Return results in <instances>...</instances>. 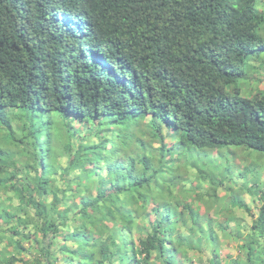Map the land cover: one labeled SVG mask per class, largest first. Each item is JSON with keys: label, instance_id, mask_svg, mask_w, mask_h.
Returning a JSON list of instances; mask_svg holds the SVG:
<instances>
[{"label": "trees", "instance_id": "obj_1", "mask_svg": "<svg viewBox=\"0 0 264 264\" xmlns=\"http://www.w3.org/2000/svg\"><path fill=\"white\" fill-rule=\"evenodd\" d=\"M77 1L0 0V264H264L259 184L253 212L217 193L263 168L264 93L238 82L264 1L79 0L100 55L54 14Z\"/></svg>", "mask_w": 264, "mask_h": 264}, {"label": "clouds", "instance_id": "obj_2", "mask_svg": "<svg viewBox=\"0 0 264 264\" xmlns=\"http://www.w3.org/2000/svg\"><path fill=\"white\" fill-rule=\"evenodd\" d=\"M236 2L237 0L234 1V4H236ZM55 4L60 10L66 11L65 12L66 14L63 12H56L54 14H57L60 17H65L71 24L76 25L74 28L71 27L69 29V32L66 33V34L71 33L72 36L74 37V46L79 47V48L85 47L91 53L100 55L102 52L101 49L94 48V44L98 39L97 29L93 26L92 23H88V22L80 23L78 21L84 17H88V15L82 14V12L78 9L77 5L78 4L80 5V1L79 0L77 1L76 7L71 5L70 3H66L64 5L63 4L60 5L57 3ZM68 6H70V12H68L67 10ZM219 8L223 10L221 6ZM77 9H78V13H77L78 19L73 20L72 19L73 17H71L70 15L75 14ZM147 13L148 12H146V14ZM232 21L233 20L228 19L226 17L225 21H223L222 24L220 25L221 29L224 32L228 33V30L230 31ZM259 33L261 35L264 34V23L261 25V28L259 29ZM103 50L106 51V48L103 47ZM263 63H264V54H260L256 58L251 57L247 61L248 76L245 79H242L238 82L239 91H241V95L247 96V94H251L253 97H255L257 93L259 92L264 93V79L262 78L263 72H264V69L262 67ZM252 71L253 73H251V76H249V72H252Z\"/></svg>", "mask_w": 264, "mask_h": 264}, {"label": "rangeland", "instance_id": "obj_3", "mask_svg": "<svg viewBox=\"0 0 264 264\" xmlns=\"http://www.w3.org/2000/svg\"><path fill=\"white\" fill-rule=\"evenodd\" d=\"M263 69H264V63L262 65ZM251 73L252 72H249V76H251ZM257 74V73H255ZM262 78L264 79V72H263V76ZM240 156V154H239ZM254 157L251 156L250 160L251 161H255L253 160ZM261 165H263V168L260 170L259 173H256L254 176H248L246 178H241L240 176L236 175V176H233V183L230 185V188L231 190L230 191H224V188L223 187H220V189L217 190V193L219 195V197H222L223 199V204H227V200H228V197L229 195L231 194V192H234V193H238L239 194V197H240V200L242 201L243 204L247 205L251 211L253 212L254 211V207L257 206L259 204V201H257V196L254 195V194H250L249 193V186L257 189V187L255 186L256 184H259V190L260 191H263L264 192V161L263 162H260ZM237 165L242 167V164L240 162H237ZM192 172H190V177L189 179H192ZM244 190L241 191L240 189L242 187ZM247 186V187H246ZM202 188H204L205 191H207L209 188L207 185H202L201 186ZM222 204V203H221ZM220 204V205H221ZM220 205H218L217 207H220ZM234 213L236 214V217L239 219H246L248 217L247 213L244 212L242 209L238 208V209H234ZM210 214V215H209ZM208 216L210 217V219L212 221H220L219 218H220V215L221 214H218V213H213L212 212H209ZM230 227L232 228L231 232L232 234H235L236 231L233 229L234 226L233 224L230 222ZM244 224V223H243ZM181 230L184 231V227H181ZM241 233H244L246 231L245 227H242L240 229ZM214 233H215V236L216 237H221V233L220 231L218 230H214ZM223 243H225V246H223ZM27 249H31L32 250V245L30 244H25ZM237 245V242L233 241L232 238H230L229 240H227L226 242L224 241H221V245L219 243V254L220 256H229V258H235L239 255V252L237 251L236 249V246ZM30 253V252H29ZM32 253V251H31ZM30 253V254H31ZM191 253V252H190ZM196 254V257L199 259V260H193L192 263L193 264H204L205 263V259L207 258L206 255H202L200 256L199 254L201 253H195ZM31 255L28 254L27 257H30Z\"/></svg>", "mask_w": 264, "mask_h": 264}]
</instances>
